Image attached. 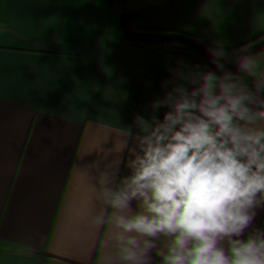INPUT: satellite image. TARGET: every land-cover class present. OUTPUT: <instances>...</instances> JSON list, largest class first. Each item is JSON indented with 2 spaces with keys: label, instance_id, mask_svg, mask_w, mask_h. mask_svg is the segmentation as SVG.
Wrapping results in <instances>:
<instances>
[{
  "label": "trees",
  "instance_id": "trees-1",
  "mask_svg": "<svg viewBox=\"0 0 264 264\" xmlns=\"http://www.w3.org/2000/svg\"><path fill=\"white\" fill-rule=\"evenodd\" d=\"M242 1L158 0L152 15L147 0H0V264H95L87 225L98 202L83 171L100 151L94 159L73 136L82 129L99 135L100 150L115 147L179 59L205 70L218 43L229 59L245 46L264 51V6L247 20L235 13ZM61 3L66 14L83 8L64 49ZM254 227L264 228V210Z\"/></svg>",
  "mask_w": 264,
  "mask_h": 264
},
{
  "label": "clouds",
  "instance_id": "clouds-1",
  "mask_svg": "<svg viewBox=\"0 0 264 264\" xmlns=\"http://www.w3.org/2000/svg\"><path fill=\"white\" fill-rule=\"evenodd\" d=\"M209 51L217 71L177 60L163 96L83 171L95 264H264V51Z\"/></svg>",
  "mask_w": 264,
  "mask_h": 264
},
{
  "label": "rangeland",
  "instance_id": "rangeland-1",
  "mask_svg": "<svg viewBox=\"0 0 264 264\" xmlns=\"http://www.w3.org/2000/svg\"><path fill=\"white\" fill-rule=\"evenodd\" d=\"M253 1H256V0H244L236 5L235 13L239 15L238 16L239 18L252 20L255 16L258 15L259 11L256 9V7H263L264 0H260L259 2L256 1L258 4H255ZM21 5H22V10L24 12H39L38 10H36L37 4L35 5L31 1H22ZM146 5H147V8L150 14L154 15L157 10L158 0H147ZM82 11H83V8L81 7L73 14H66L64 11L63 3H61L60 7L55 10V13H57V15L59 16L61 20V35H60V48L61 49H64L71 35L75 31L77 27V23L82 14ZM210 60H211V57L205 67V70L215 71L214 64L210 63ZM114 103L115 102H113L112 105H110L107 109H102V108L100 109L98 117L101 122L105 123L108 120V118L111 115ZM73 137H74L76 144H78L79 146H83L86 149H91L93 153L92 157L94 159L98 158L99 151H100L99 135L79 129V132L76 133Z\"/></svg>",
  "mask_w": 264,
  "mask_h": 264
},
{
  "label": "water",
  "instance_id": "water-1",
  "mask_svg": "<svg viewBox=\"0 0 264 264\" xmlns=\"http://www.w3.org/2000/svg\"><path fill=\"white\" fill-rule=\"evenodd\" d=\"M257 22H259L258 20H256Z\"/></svg>",
  "mask_w": 264,
  "mask_h": 264
}]
</instances>
